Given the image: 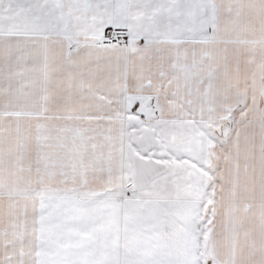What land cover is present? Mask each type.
Instances as JSON below:
<instances>
[{
    "label": "snow or ice",
    "instance_id": "6c2138e0",
    "mask_svg": "<svg viewBox=\"0 0 264 264\" xmlns=\"http://www.w3.org/2000/svg\"><path fill=\"white\" fill-rule=\"evenodd\" d=\"M0 264H264V0H0Z\"/></svg>",
    "mask_w": 264,
    "mask_h": 264
}]
</instances>
